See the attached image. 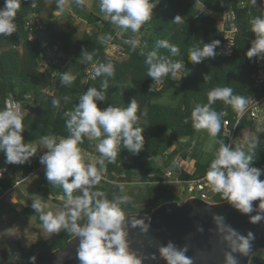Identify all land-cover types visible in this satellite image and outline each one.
I'll list each match as a JSON object with an SVG mask.
<instances>
[{
    "label": "trees",
    "instance_id": "1",
    "mask_svg": "<svg viewBox=\"0 0 264 264\" xmlns=\"http://www.w3.org/2000/svg\"><path fill=\"white\" fill-rule=\"evenodd\" d=\"M66 1L71 12L92 26V31H85L78 36V29L75 26L67 27L57 18L43 17V12L50 10L48 0H35L34 7L31 6L32 0H22L14 21L16 31L11 36H0L2 47L0 49V111L6 108L9 95L15 94L23 101L26 109V113L22 116L25 142L39 141L44 136H54L57 141L66 138L69 133L65 127L64 113L74 110L79 103V97L89 88L99 89L103 80V77L85 80V71L89 63L79 60L82 51L86 50L93 54L92 62L98 65L109 61L105 51L107 44L101 43L99 37L111 34L113 40L120 41L117 33H121L124 37L141 34L146 44L137 47L135 51L130 45L125 46L127 56L113 64L115 76L109 80L106 99L98 102V107L101 110L109 106L123 108L136 99L138 103L136 126L144 129V149L139 155H133L120 145L116 161L109 163L105 160V164L101 166L98 163L100 154L95 147L99 140H89L84 137L83 143L78 146L96 155L98 169L104 167L109 178H114V174L124 173L125 177H119V180L143 182L146 203L131 202L124 208L125 213L149 212L169 200L183 201L185 198H181L174 186L162 182L164 167L172 162L175 155L181 153L182 145L167 155L164 167L162 165L149 167L145 159H156L162 155L163 138L168 132H172L177 141L196 139L198 131L192 127L191 112L196 106L208 103V92L213 88L230 87L233 95L243 96L246 99L264 96V86L262 88L255 86V58L250 61L246 57L251 41L255 39L250 31V20L256 16H264V0H257L255 4L252 0H195L216 11L234 10L237 33L231 56H227L224 52V31L219 27L218 20L206 12L199 13V8L193 0H159L151 19L135 34L121 31L118 26L111 23L110 18L104 19L103 16L89 10L85 3L81 6L74 0ZM241 1L245 2L244 6L240 4ZM3 4L4 0H0V8ZM177 15L182 16V22L179 24L171 22ZM164 39L177 45L180 55L170 57L165 49H160L158 55L182 61L185 68L182 69L181 75L187 72L189 74L180 80L179 76L176 80L165 77L162 82L155 85L158 91L150 92L149 87L153 81L147 76L145 57L140 56L139 51L140 49L146 53L153 51L155 41ZM201 40L204 43L220 41V46L216 49L218 54L215 58H207L199 64H193L188 59V51L193 47L201 46ZM43 58L49 62V66L45 69L40 66ZM56 59L59 63L55 62ZM66 62H68V71L71 70V74L75 77L70 86L61 85V76H54L56 70L58 71ZM206 74L210 79H204ZM44 89H49V93H45ZM169 91L178 99L177 103L161 104L159 99ZM54 100L58 101V104L54 105ZM212 107L217 112L223 113L221 130L216 137V152L220 140L226 144L230 143L229 136L224 131V120L229 118L234 123L237 112L220 100H217ZM145 115L146 121H143ZM186 118L188 123H185ZM256 129V124L246 119H243L238 126L239 131H248L254 138L258 136V147L254 150L252 164L264 169V134H258ZM197 145L198 143L196 147ZM215 152L206 161L196 158L194 171L192 173L185 171L183 176L191 179L205 177L211 161L215 158ZM3 168H6V171L0 178V192L14 186L18 170L25 177L38 169L40 179L37 190L46 197L53 195L55 202L60 206L61 211L63 210L65 201L58 198L60 195L65 196L63 190L50 184L45 176V166L40 165L37 159L31 157L29 162L24 164H7L4 154L0 153V170ZM260 179L264 180V174ZM124 185L126 184H113L102 180L97 188L104 191L111 199L115 195L123 194L120 189H124ZM214 200L223 199L216 193ZM73 235L62 229L59 233L34 242L28 247H24L12 237L7 242L11 247L12 257L18 261H25L39 250H52L63 246ZM250 264H264V250L256 252Z\"/></svg>",
    "mask_w": 264,
    "mask_h": 264
},
{
    "label": "clouds",
    "instance_id": "2",
    "mask_svg": "<svg viewBox=\"0 0 264 264\" xmlns=\"http://www.w3.org/2000/svg\"><path fill=\"white\" fill-rule=\"evenodd\" d=\"M21 2L22 0H4L3 7L0 8V36H11L16 31L14 21ZM74 2L83 6L85 0ZM256 2L257 0H252L253 4ZM54 3L56 11L65 9L66 0H54ZM158 3L159 0H99V9L121 31L135 34L151 19ZM31 6H35V0H32ZM171 22L181 23L182 16L177 15ZM250 31L255 39L251 41L246 57L250 61L254 58L264 61V16H256L250 20ZM99 39L101 43L107 44L112 36L105 34ZM125 43L130 44L133 51L138 47L135 39L126 40ZM200 45L188 51V59L193 64L215 58L220 41L204 43L201 40ZM154 48L155 50L147 53L143 49L139 51V55L145 57L147 76L153 81L149 87L150 92L158 91L155 85L165 77L176 80L179 76L180 80L189 74L187 72L181 75L185 68L182 61L158 55L160 49H165L170 57L179 56L180 49L177 45L166 39L156 40ZM81 59L90 63L93 61V54L84 50L79 60ZM94 76L103 77L100 88H89L79 97L74 110L64 113L69 135L59 141L44 136L40 141L46 150L40 157V163L45 166L46 179L54 187L61 188L67 197L63 210L56 214L46 212V204L42 199L32 200V209L38 214L46 233H59L63 229L79 238L76 249L79 264H143L130 246L128 233L137 228L146 233L149 223L144 218L125 215L124 208L131 204V196L122 194L109 199L104 191L97 188L106 169H98L96 162L91 160L86 163L78 146L83 143L84 137L99 140L95 147L100 154L98 163L101 166L105 164V160L109 163L116 161L120 145L131 154L139 155L144 149L145 137L144 129L136 126L138 103L133 99L126 107L109 106L101 110L98 102L105 101L109 80L115 76L113 63L108 61L95 65ZM74 79L70 70L62 73L60 83L70 86ZM204 79L210 77L206 74ZM217 100L230 105L237 113L242 112L248 104L245 97L233 95L230 87L210 90L208 103L196 106L190 119L194 130H206L213 139L220 133L223 117L222 112H217L212 107ZM53 104H58V101L54 100ZM185 123H188L187 118ZM24 130L23 117L17 109L8 106L0 111V153L4 154L7 164L27 163L37 153V149L31 146L33 142H25ZM256 131L258 134L264 133V127L258 126ZM257 147L258 136L249 140L247 152L240 145L233 147L220 140L215 158L204 177L206 186L212 192L220 194L241 215H246L251 224L264 221V180L260 179L264 169L250 166ZM120 191L123 192V188ZM255 201L259 203L254 206ZM212 219L216 225L215 232L225 246L224 264H241L242 258L250 256L253 251L255 233H241L228 224L222 215L213 214ZM81 221L84 223H80ZM8 231L11 232L12 229ZM197 231L204 230L198 227ZM187 251V246H180L172 240L161 244L158 249L159 257L165 264H192ZM36 259L35 256L30 257L32 264H35Z\"/></svg>",
    "mask_w": 264,
    "mask_h": 264
},
{
    "label": "water",
    "instance_id": "3",
    "mask_svg": "<svg viewBox=\"0 0 264 264\" xmlns=\"http://www.w3.org/2000/svg\"><path fill=\"white\" fill-rule=\"evenodd\" d=\"M253 203L255 206L259 201ZM213 214L224 216L226 222L241 233H255L253 251L242 258L241 264H250L253 255L264 250V221L251 224L246 215H241L224 200L212 202L198 196H189L181 202L169 200L149 212L125 213L129 217L144 218L149 223L146 233L139 228L130 230L128 241L143 264H165L158 249L169 240L187 246V256L192 264H224L225 246L215 232ZM198 227L204 231H197ZM78 244L79 238L73 235L61 247L39 250L34 255L37 258L35 264H79L76 258ZM25 264H32L30 258Z\"/></svg>",
    "mask_w": 264,
    "mask_h": 264
},
{
    "label": "rangeland",
    "instance_id": "4",
    "mask_svg": "<svg viewBox=\"0 0 264 264\" xmlns=\"http://www.w3.org/2000/svg\"><path fill=\"white\" fill-rule=\"evenodd\" d=\"M193 1L198 4L197 1ZM85 4L89 10L105 17V15L101 13L99 9V0H85ZM55 8L56 7H54L53 10ZM48 11H45L42 16L55 17L58 15V21L63 23L65 26H75L78 29V36H80L85 31L89 32L93 29V27L88 25L86 21L77 18L71 12L67 1L65 9L63 11H55L51 13L50 11ZM1 48L2 47L0 46V49ZM177 101L178 99L173 95L171 91L167 92L162 98L159 99V102L164 105H174L177 103ZM142 120L146 121V115ZM199 135L203 136V140H206V142L208 143L207 150L204 151L200 156V159L202 161H206L211 158V156L215 152L216 138L213 139L212 137H210L206 130L198 131L196 133V137H198ZM49 137L55 138L54 136ZM173 138L174 135L172 132H168L164 136V145L161 152L162 154L165 152L168 144L173 142ZM252 139H254V136H252L251 133H249L248 131H240V138H238L232 145L233 147H235L236 145H240L247 152L248 142ZM40 141L41 140L37 141V143H35L34 145L32 144L31 146L37 149V153L33 156V159H37L39 164L42 165L40 163V157L46 150L43 149ZM81 153L84 157L85 162L91 160L97 163L98 159L93 153L82 149ZM155 160V158L145 159L149 167L156 165ZM10 177H12L11 174ZM22 177L24 176L22 175L21 171L18 170L15 176L16 180L22 179ZM39 179V170H35L28 179H25L19 185L13 186L3 192H0V264H25V261H18L12 257L11 247L7 242L10 237L17 239L24 247H28L34 242L44 240L55 234L46 233L38 214L35 213L33 209L27 210V207L29 208V205L32 204V200L42 199V201L46 204V212L51 211L53 212V214H56L61 211L60 206L55 202L54 198H52L51 196L46 197L37 190ZM128 185L129 184H126L124 186ZM173 188L181 195L182 199L189 196L183 186H174ZM123 194L129 195L127 187L123 189ZM17 201H20L22 203L20 206L18 205V207L17 204H14L17 203ZM9 229H12V231L9 232Z\"/></svg>",
    "mask_w": 264,
    "mask_h": 264
},
{
    "label": "built area",
    "instance_id": "5",
    "mask_svg": "<svg viewBox=\"0 0 264 264\" xmlns=\"http://www.w3.org/2000/svg\"><path fill=\"white\" fill-rule=\"evenodd\" d=\"M50 2H54V0H48ZM197 6L199 8V13L206 12L211 16L215 17L218 20L219 27L224 31V43L223 48L224 52L227 53V56H231L234 52L235 47V36L237 33V25H236V15L233 9H223L221 11H216L214 9L208 8L206 5L202 4L200 1H197ZM240 4L244 6L245 2L241 1ZM110 18V17H109ZM105 18L104 19H109ZM120 41L110 40L107 43L106 47V54L113 64L116 61L123 60L126 58V45H130L125 43L126 40L135 39L138 41V47H143L146 44V41L143 40L142 35L138 34L136 36H127L124 37L121 33H117ZM64 56V54H62ZM56 63H59V60H55ZM97 65L96 62L89 63L85 73L86 78L85 80L88 81L90 79H95L94 76V66ZM256 65V78H255V86L258 88H262L264 86V61H257L255 60ZM40 66L42 69H45L49 66V62L46 58H43L40 61ZM68 72V62L61 65L60 69L54 73V76H62V73ZM45 93H49V89L43 90ZM248 104L245 106L244 110L240 113L236 114V118L234 123L228 118L224 120V131L225 134L229 136L230 143L234 144V142L240 138V131L238 130V126L243 119L253 121L256 126L264 127V96L260 98L250 97L247 99ZM11 106L17 109L20 114L23 116L26 113V109L23 106V101L16 96L15 94H10L7 101L6 107ZM264 134V133H262ZM187 147L185 152L189 155L192 154L194 151L197 140L191 139L187 141ZM34 158V157H32ZM250 166L256 167V165L251 164ZM6 171V168L0 170V178L2 174ZM186 170L181 167L179 158H173L172 162L165 166L162 173V182L166 183L170 186H183L189 196H198L202 199L207 201L214 202V196L216 193L212 192L206 185L207 182L204 177L201 178H186L183 176V173ZM33 173L28 174L22 179H17L14 186L19 185L25 179H28ZM103 181L113 184H130L131 182L128 181H121L119 177H125V174H114V178H109L107 170L103 173ZM54 198L53 195H50ZM188 196V197H189ZM59 199H67L66 196L60 195L58 196ZM61 199V200H62ZM63 200V201H65Z\"/></svg>",
    "mask_w": 264,
    "mask_h": 264
},
{
    "label": "crops",
    "instance_id": "6",
    "mask_svg": "<svg viewBox=\"0 0 264 264\" xmlns=\"http://www.w3.org/2000/svg\"><path fill=\"white\" fill-rule=\"evenodd\" d=\"M54 7H56L55 3L50 2V10H49L50 13L56 11V8L53 10ZM57 16H55V17L49 16V17L57 18ZM196 139H197L198 145L195 148V150L192 152V154L189 155L185 152V150H186L185 145H186L188 140L187 139H179L177 141V140H175V138H173V142L168 145L164 154H162L160 157L156 158V160H155L156 165H162L164 167V160L167 157V155L170 152H172L173 150H175L176 148H178L179 145L180 146L182 145L180 148L181 153L175 155L174 158H179L181 167H183L187 172L192 173L194 171V168H195L196 158H200L201 154L204 151H206L208 148V143L206 142V140H203V136L199 135L198 137H196ZM35 143H37V141L33 142V145ZM126 187L128 188L129 195L132 197V203H134V204L146 203V201H147L146 190H145V185L143 184V182H141L139 180H135V181H132L128 186H124V188H126ZM139 198H140V201H139ZM14 204H17V207H18V205L20 206L22 203L20 201H17V203H14Z\"/></svg>",
    "mask_w": 264,
    "mask_h": 264
}]
</instances>
